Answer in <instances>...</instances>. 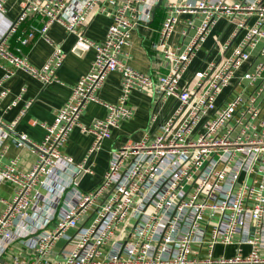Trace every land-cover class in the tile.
<instances>
[{
  "label": "built area",
  "instance_id": "1",
  "mask_svg": "<svg viewBox=\"0 0 264 264\" xmlns=\"http://www.w3.org/2000/svg\"><path fill=\"white\" fill-rule=\"evenodd\" d=\"M6 1L0 0L3 16ZM165 1L153 48L169 65L150 75L119 55L158 0H19V14L0 34V100L15 71L46 85L64 61L60 45L52 44L40 66L9 46L8 38L32 15L41 19L39 38L49 42L48 29L58 23L75 36L74 48L93 49L94 56L52 122L39 123L41 141L16 133L18 118L0 119V264H264V0ZM103 2L112 20L95 41L82 27ZM180 15L194 33L178 51L168 40ZM222 19L232 27L230 37L218 38L217 54L182 87L184 72ZM34 34L25 31L18 41L27 44ZM111 72L119 74L120 93L114 103L101 102L96 92ZM134 91L154 97L149 128L114 148L100 182L80 191L77 175L93 172L94 153L132 117ZM169 98L174 106L151 130L157 106ZM89 102L101 103L106 114L80 124ZM75 126L93 136L76 163L62 152ZM11 136L35 154L27 171L18 168V157L2 162ZM5 184L9 198L1 193ZM218 245L231 246L232 254H215Z\"/></svg>",
  "mask_w": 264,
  "mask_h": 264
},
{
  "label": "crops",
  "instance_id": "2",
  "mask_svg": "<svg viewBox=\"0 0 264 264\" xmlns=\"http://www.w3.org/2000/svg\"><path fill=\"white\" fill-rule=\"evenodd\" d=\"M103 2L99 9L92 11L85 25L82 27L86 36L95 41H101L112 20L111 11L104 9ZM165 0H158L157 4L151 7L150 20L140 21L132 30L129 43L123 48L119 55L129 66L150 75H159L167 72L168 60L153 48L158 39V31L165 15ZM21 10L19 0H7L5 3V15H0V34L5 31L9 21L17 17ZM187 15H180V20L172 32L168 43L178 51L186 45L194 33V29H188L184 20ZM41 19L38 16H30L18 26L16 34L8 38L9 46L18 54L28 58L35 66L42 65L50 56L52 44L60 45L65 51V58L62 65L56 71V80L43 85L39 80L27 73L17 70L14 75L4 81L7 94L0 100V119L4 122H11L17 119L15 126L16 133H25L35 142L42 140L45 129L39 123H51L56 111L66 101L71 89L86 71L89 69L94 50L81 51L74 48L75 36L67 32L62 25L52 24L47 32L49 42L38 37V28ZM33 30L34 38L27 44H21L18 37L25 31ZM232 27L227 25L225 20H220L211 30L206 40L197 51L195 57L184 72L180 85L190 86L198 72L206 62L217 54L218 38L225 41L230 37ZM185 31L186 33H183ZM2 69L0 68V78ZM229 90H226V92ZM120 93V79L117 72L107 75L102 86L97 90L96 95L99 101L114 103ZM19 96L16 105L8 107L10 103ZM31 100V104L25 107V102ZM174 99L169 98L164 104L157 106L158 119L151 130H154L158 123L170 112L174 106ZM128 104L133 107V115L130 119L122 121L118 128L112 130L111 137L104 140L102 146L97 150L93 158V172H80L77 177V188L80 191H87L94 187L102 179L107 169L110 153L123 143L135 141L142 137L149 128L151 112L156 108L154 97L147 92L134 91L128 98ZM23 110V111H22ZM22 111V113H21ZM106 114V108L99 102H89L83 108L80 116V124H89L96 118H102ZM93 136L81 131L75 126L70 132L67 141L62 147V152L73 159V162H80L92 144ZM13 157H18L17 165L20 170L27 171L35 160V154L27 147H18L14 136L7 141V150L2 157L4 164ZM2 196L9 198L11 189L8 185H2ZM60 243V241H59ZM58 243V244H59ZM232 254V247L218 245L215 254Z\"/></svg>",
  "mask_w": 264,
  "mask_h": 264
},
{
  "label": "rangeland",
  "instance_id": "3",
  "mask_svg": "<svg viewBox=\"0 0 264 264\" xmlns=\"http://www.w3.org/2000/svg\"><path fill=\"white\" fill-rule=\"evenodd\" d=\"M58 243H59V242H58ZM62 244H63V241H60V243L57 245V247L60 246V245H62Z\"/></svg>",
  "mask_w": 264,
  "mask_h": 264
}]
</instances>
